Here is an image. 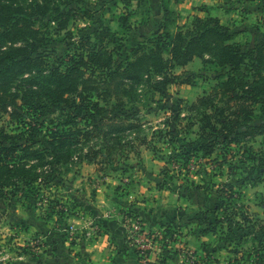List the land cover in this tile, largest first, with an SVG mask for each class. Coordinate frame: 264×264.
Wrapping results in <instances>:
<instances>
[{
	"label": "trees",
	"instance_id": "trees-1",
	"mask_svg": "<svg viewBox=\"0 0 264 264\" xmlns=\"http://www.w3.org/2000/svg\"><path fill=\"white\" fill-rule=\"evenodd\" d=\"M61 1L0 0V114L9 117L7 125L0 126V198L27 205L40 202L49 218L54 214L71 216L60 199L53 198L52 185L62 180L70 166L95 163L105 150L106 163L114 162L124 136L133 134L129 139L133 146L149 147L147 136H141V120H129L134 116L128 114L127 104L144 87L152 100L155 93L164 95L179 77L175 70L195 58L204 64L214 63L225 74L210 93L189 106L188 116H181L182 110L170 116L164 123L166 129L158 130L157 136L168 143L185 141L179 147L183 149L179 150L181 159L185 165L192 157L204 160L196 171L204 177L215 173L210 166L214 170L223 165L231 143L247 146L253 137L264 135V37L245 49L236 40L237 32L214 15L195 16L191 27L184 30L177 22L181 13L169 7L171 1L178 4L184 0H161L165 20L176 23L175 31L165 27L139 42L118 62L115 53L123 47V39L111 26L115 19L97 18L96 28L83 38L78 52L63 64L51 66L38 52L45 41L42 20L49 17L43 27L49 25L59 32L77 16L92 18L98 11L86 0ZM129 17H118V24L126 28ZM107 43L115 45L108 48ZM45 70L47 85H42L36 76ZM54 105L66 111L64 123L44 119V111ZM179 134L185 135L178 138ZM217 149L223 150V160L210 158ZM232 189V183H222L216 209L222 208ZM45 202L50 203L48 208ZM209 213L198 219L203 223L201 232L217 235ZM167 226L177 232L170 242L179 240V226L174 222ZM235 226L243 229L245 223L236 220Z\"/></svg>",
	"mask_w": 264,
	"mask_h": 264
},
{
	"label": "rangeland",
	"instance_id": "rangeland-1",
	"mask_svg": "<svg viewBox=\"0 0 264 264\" xmlns=\"http://www.w3.org/2000/svg\"><path fill=\"white\" fill-rule=\"evenodd\" d=\"M86 1L92 10L98 11L92 18L83 19L80 15L77 16L66 30L56 32L49 25L43 27L49 17L42 20L45 41L39 45L38 52L45 57L46 65L63 64L69 56L75 55L78 47L83 44V38L96 28L94 22L97 18L115 19L111 26L123 39V47L115 50L118 62L123 61L139 42L154 33L165 27L171 31L176 30V23H168L165 20L161 0ZM169 7L181 13L182 16L177 22L184 30L191 27L195 16L218 15L221 22L237 32L236 40L245 49L264 37V0H184L178 4L171 1ZM126 14L130 15L129 23L126 28H122L117 18ZM92 41L95 42V39ZM113 45L115 44H106L108 48ZM175 73L179 77L176 83L167 87L164 95L155 93V99L152 100L144 87L139 89L138 97L126 106L128 114L134 116L129 120H141V136H147L150 146L155 149L139 143L133 146L129 143L133 134L124 136L122 148L117 149L116 154L113 153L114 162L106 163L105 150L95 163L83 162L70 166L62 180H57L52 185L51 191L55 194L53 198L58 201L60 199V203L72 212L71 216L64 218L54 214L49 218L44 213L45 209L40 207V202L36 204L32 201L31 205H27L0 198V264H56L58 256L61 257L62 263L69 259L68 256H63V253H68L71 249L69 246L81 244L83 239V226L77 227L82 223H73L74 219L83 218V213L87 212V208H83V196H88L92 201L96 195H103L106 183L108 189L115 188V195L122 200H136L138 197L151 199L156 198L159 193L170 203L179 200L183 203L181 208H190L191 219L197 221L199 218L205 219V214L210 212L209 218L218 229L215 239L220 243L218 251L221 252L217 254L221 255L223 264H262L264 135L253 137L247 146L231 143L230 147L226 148L227 159L223 165L215 167L214 170L210 166V171L215 172L214 174H205L204 177L196 174V171L202 168L200 164L204 160L192 157L189 164L185 165L179 155V150H183L181 144H185V141L179 139L168 143L157 136V131L165 130V121L181 110V116H188L189 106L201 96L210 93L225 73L214 63L204 64L200 58L183 68H177ZM46 77L47 71H41L36 80L42 85H47ZM66 110L70 112V109ZM43 114L45 120L54 124L67 120L66 111L55 105L46 109ZM8 120L7 114H0V126L7 125ZM259 121L260 118H257L256 122ZM83 127H86L84 121ZM184 135L179 134L177 137L182 138ZM186 137L193 138L194 135L186 134ZM210 158L223 160V150L217 149ZM87 164L93 165L86 170ZM223 182L232 183L234 189L227 192L226 203L222 208L216 209L214 206L219 201L217 190L222 187ZM198 184L201 187H197ZM158 186L162 190H159ZM49 204L45 202V208H48ZM217 218L219 220L215 222ZM236 220L244 222L245 227L238 229L235 226ZM246 223L250 226L247 227ZM177 229L182 234L180 228ZM181 248L188 250L186 245Z\"/></svg>",
	"mask_w": 264,
	"mask_h": 264
},
{
	"label": "crops",
	"instance_id": "crops-1",
	"mask_svg": "<svg viewBox=\"0 0 264 264\" xmlns=\"http://www.w3.org/2000/svg\"><path fill=\"white\" fill-rule=\"evenodd\" d=\"M90 165L93 164H87L85 169L88 170ZM104 187L103 195H96L92 201L83 196V208H87V212L83 213V218L73 220V223H82L77 227L83 226V239L81 244L69 246L68 253H63L69 259L62 263L58 256L56 264H158L162 259L164 264H223L221 255L217 254L221 251H218L220 243L216 241V235L202 233L199 220L191 219L192 210L185 206L181 208L183 203L178 199V202L170 203L159 193L151 199L122 200L115 195V188L108 189L107 183ZM158 189L162 190L161 187ZM173 222L179 226L182 238L166 247L156 246L143 259L135 243L136 224L152 233ZM185 245L193 258L183 256L181 247Z\"/></svg>",
	"mask_w": 264,
	"mask_h": 264
},
{
	"label": "built area",
	"instance_id": "built-area-1",
	"mask_svg": "<svg viewBox=\"0 0 264 264\" xmlns=\"http://www.w3.org/2000/svg\"><path fill=\"white\" fill-rule=\"evenodd\" d=\"M135 243L137 244L140 256L146 259L149 256V252L156 246H163L165 242H169L177 237V232L172 229L170 231L169 226H165L156 232H147L143 230L140 225L136 224L135 229ZM182 254L188 258H193L192 253L185 248H181Z\"/></svg>",
	"mask_w": 264,
	"mask_h": 264
}]
</instances>
